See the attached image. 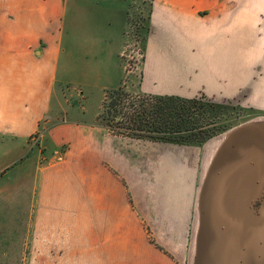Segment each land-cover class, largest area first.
Here are the masks:
<instances>
[{
    "label": "crops",
    "instance_id": "crops-1",
    "mask_svg": "<svg viewBox=\"0 0 264 264\" xmlns=\"http://www.w3.org/2000/svg\"><path fill=\"white\" fill-rule=\"evenodd\" d=\"M142 1L0 0V264L13 250L16 264H194L195 148L162 144L157 156V142L113 134L60 93L122 85L107 57ZM144 64L145 94L238 102L264 120V0H153ZM218 138L203 149L207 169Z\"/></svg>",
    "mask_w": 264,
    "mask_h": 264
},
{
    "label": "water",
    "instance_id": "water-1",
    "mask_svg": "<svg viewBox=\"0 0 264 264\" xmlns=\"http://www.w3.org/2000/svg\"><path fill=\"white\" fill-rule=\"evenodd\" d=\"M194 264H264V122L231 130L201 185Z\"/></svg>",
    "mask_w": 264,
    "mask_h": 264
},
{
    "label": "rangeland",
    "instance_id": "rangeland-1",
    "mask_svg": "<svg viewBox=\"0 0 264 264\" xmlns=\"http://www.w3.org/2000/svg\"><path fill=\"white\" fill-rule=\"evenodd\" d=\"M108 0H106L107 2ZM152 4L153 0H143L142 3L139 5H134L135 7L130 10V13L128 14L129 20L126 23L125 30H124V44H123V49L119 57H111L108 55L107 59L110 61L115 62L116 65H121L120 67V74H119V79L122 81V85L117 88L120 89L123 94L120 95V99L117 95L113 94V91L111 90H116V89H111L107 91H98V90H89V89H84L81 93L79 90L81 88H74V87H66L63 88L61 94H64L69 101L72 103L74 107H77V110H79L81 113L84 112L85 118L86 119H96L97 123H100L104 126L107 127H115L116 126V131L119 133H124V136L126 138H132L133 139H138L139 140V145L143 148V146L147 143L154 144L156 143V155L160 156L164 151L166 147H164L162 144L166 145H175V146H184V147H191L195 148L196 152L191 154L190 157H193L194 159L199 160V167H200V174H199V186L201 185L202 181H204V178L206 176L207 167L206 163L202 164L203 162V149L207 143L212 142L211 140L207 141L205 144L199 146L198 144H193V145H180L176 143H164V142H158L150 139H144V138H135V133H133L130 129H125L121 126H119V122H121L120 117H117L116 122L113 121V116L115 113L112 111L111 106L113 105L114 102H116L118 99L120 100L119 103L121 102V105H125L126 107L130 106L132 103L139 101V99H142L144 96L142 91H141V85L144 80V66H145V59H146V39L148 35V29H149V18L151 15V10H152ZM91 5V4H90ZM100 6V5H99ZM92 11L96 12H101L105 11L104 13L107 14L105 9L98 8L96 6H93V8H90ZM72 13V8L69 7L68 13H67V21L69 22L70 15ZM74 14V13H73ZM131 14V15H130ZM103 16V15H102ZM108 17V15H104V18ZM84 19V18H83ZM103 18H98V21H100ZM143 26V27H142ZM82 33L79 32L78 36L81 35ZM67 42V41H66ZM109 52V50H108ZM103 59H105L103 57ZM75 64H76V69H77V74H79V71L81 68L84 67V62L86 59L84 57L76 56L74 58ZM90 60V59H87ZM64 62V59H62V63ZM119 68V67H118ZM59 88V85H58ZM63 95H61L62 98ZM123 100V102H122ZM211 102L216 103L210 99ZM205 102V101H203ZM76 103V104H75ZM218 105H222L224 108V113L225 119H222L218 125L225 127V126H230L232 127L230 130L214 137L221 140L219 143L222 144L224 141L226 135L233 130L234 128L241 126L246 123L250 122H264V120H256V118L253 116L250 110L242 107L238 102H227V103H216ZM129 108V107H128ZM242 109V110H240ZM128 110H131L130 108ZM223 111V109H222ZM118 123V124H117ZM130 136V137H129ZM213 139V138H212ZM38 147V146H36ZM198 148V149H197ZM201 152H200V150ZM153 149V148H151ZM143 150V149H142ZM167 150V149H166ZM38 149H33L30 153L31 156L33 154L37 153ZM169 151V150H168ZM193 152V151H192ZM3 151H0V157L3 155ZM171 153V152H168ZM22 153L20 152L19 155ZM167 154V153H166ZM172 155H175L176 153H171ZM215 156V155H214ZM214 158V157H213ZM213 160V159H212ZM2 163V160L0 159V164ZM20 200V209H21V214L25 215L26 214V206H27V198L26 195L24 194L23 197L19 198ZM1 208V207H0ZM1 213V211H0ZM18 220V222L21 221V219H24L22 216L18 214V217L14 218V220ZM0 221H2V225H0V232L4 231V224L3 221L5 219H1L0 215ZM14 228L16 225H14ZM5 234H0V238L2 240L4 239ZM196 235V231H195ZM14 239V237H13ZM3 242V241H2ZM195 243V239H194ZM2 250L0 252H8L9 249H5L7 246V243L5 245L0 243ZM12 263L16 264V250L12 251ZM20 254H17L19 256ZM195 258V257H194ZM193 258V260H194Z\"/></svg>",
    "mask_w": 264,
    "mask_h": 264
},
{
    "label": "trees",
    "instance_id": "trees-1",
    "mask_svg": "<svg viewBox=\"0 0 264 264\" xmlns=\"http://www.w3.org/2000/svg\"><path fill=\"white\" fill-rule=\"evenodd\" d=\"M111 91L119 99L123 94L120 89ZM143 96L142 99L128 106L131 110L121 105L119 99L111 106L112 111L117 115L113 116V121L116 122L117 117H120L121 122L117 124L130 129L135 133L133 134L135 138L201 146L232 128L218 125L222 119H225V110L222 105L211 102L204 95L195 98L152 94H143ZM107 128L113 134L125 135L117 132L116 126Z\"/></svg>",
    "mask_w": 264,
    "mask_h": 264
},
{
    "label": "built area",
    "instance_id": "built-area-1",
    "mask_svg": "<svg viewBox=\"0 0 264 264\" xmlns=\"http://www.w3.org/2000/svg\"><path fill=\"white\" fill-rule=\"evenodd\" d=\"M42 138H43V132L42 131H40L39 133L33 135L30 138V142H31L32 146H39Z\"/></svg>",
    "mask_w": 264,
    "mask_h": 264
}]
</instances>
